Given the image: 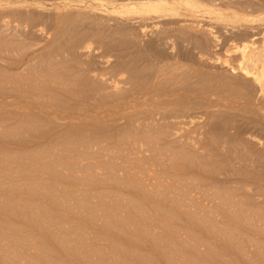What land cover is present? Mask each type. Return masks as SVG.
Segmentation results:
<instances>
[{
	"label": "rangeland",
	"instance_id": "374dc122",
	"mask_svg": "<svg viewBox=\"0 0 264 264\" xmlns=\"http://www.w3.org/2000/svg\"><path fill=\"white\" fill-rule=\"evenodd\" d=\"M145 1L0 0V264H264V0Z\"/></svg>",
	"mask_w": 264,
	"mask_h": 264
},
{
	"label": "bare ground",
	"instance_id": "6f19581e",
	"mask_svg": "<svg viewBox=\"0 0 264 264\" xmlns=\"http://www.w3.org/2000/svg\"><path fill=\"white\" fill-rule=\"evenodd\" d=\"M180 2H181V4L180 5L178 4L179 6H177L176 4L180 3ZM182 2H184V3H182ZM182 4L183 5L185 4V9H186V7H188L186 9V11L190 13V14H188L189 16L192 15L193 12H195V10L198 9V7L199 8L202 7L201 3L198 0H154V1L148 0L145 2L132 3L133 6L137 5L136 7H141V10L143 8V10H146V12H147V10H148V12H150V10L156 11V12L157 11H162V12L164 11L165 12L170 7H174V6L181 7ZM210 7H212V6H210ZM170 11H173V10L171 9ZM196 11H198V10H196ZM162 12H160V13H162ZM188 15H185V16L187 17ZM235 51L239 52V55L241 56V60L243 62H245V64H246V66L238 65L239 67H243V69H241L243 71H241V72H243L244 75L253 77V80H255L257 82V83L255 82V83L259 85L258 87H260L259 88L260 92L262 91V93H263V91H264V64L261 62L263 65H261L262 67L260 66L261 70L260 69H259V71L256 70L257 72L256 71L251 72L250 70H247L248 68L246 69V67H248V65L250 63L253 64L252 62H256V61H260V60L264 61V50L263 49L257 50L254 48H250V46L248 44V45H243L240 48L239 47L236 48Z\"/></svg>",
	"mask_w": 264,
	"mask_h": 264
}]
</instances>
